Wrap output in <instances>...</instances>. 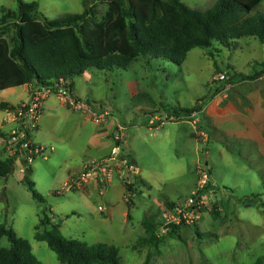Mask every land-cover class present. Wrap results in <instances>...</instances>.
<instances>
[{"label":"rangeland","instance_id":"1","mask_svg":"<svg viewBox=\"0 0 264 264\" xmlns=\"http://www.w3.org/2000/svg\"><path fill=\"white\" fill-rule=\"evenodd\" d=\"M22 1L38 4L41 21L81 13L84 2L96 7L99 20L107 10L100 0ZM180 1L204 11L216 0ZM1 9L17 11L16 0H0V17ZM254 12L264 15V1ZM6 37L11 40V30ZM259 69L264 43L244 37L228 48L215 42L194 48L180 66L141 56L125 70L91 69L74 78L73 95L106 118L96 123L55 95L44 99L31 138L46 149V159L35 158L29 178L44 204L21 183L24 160L14 161L0 180V226L27 240L42 264H61L34 238L44 207L64 238L114 245L122 264H264V154L255 136L264 126V77L241 80ZM219 75L225 79L217 80ZM8 97L19 104L27 93L18 87ZM116 146L120 152L108 167V180L97 175L69 187L83 165ZM0 153L9 157L6 147ZM203 173L215 193L201 196L206 199L198 219L168 235L167 219L201 189ZM244 199L252 206L245 207ZM144 219L156 223V246L138 243L145 236ZM7 246V238L0 239V248Z\"/></svg>","mask_w":264,"mask_h":264},{"label":"trees","instance_id":"2","mask_svg":"<svg viewBox=\"0 0 264 264\" xmlns=\"http://www.w3.org/2000/svg\"><path fill=\"white\" fill-rule=\"evenodd\" d=\"M100 1L107 5L100 20L96 7L86 2L81 13L42 21L37 18L36 2L16 0L17 11L1 9L0 92L27 84L40 88L62 85L72 92V80L88 70H125L141 56L180 66L190 50L208 49L213 42L228 48L244 37H255L264 43V15L254 12L264 0H216L204 11L180 0ZM10 30L11 40L6 37ZM261 77L264 69L255 70L251 76L241 75V80ZM17 107L0 102V110L15 111ZM194 111L185 110L189 115ZM7 137L0 129V139ZM14 160L0 153V180L12 172ZM23 167L21 183L33 199L44 204L29 179L31 166L23 161ZM211 193H215L214 187L208 179L198 196ZM242 203L250 207L253 201L244 199ZM50 213L46 207L40 211L34 238L45 242L61 264H122L114 245H87L64 238ZM142 225L145 236L138 243L156 246L161 239L156 223L144 219ZM180 226L169 225L167 234H175ZM3 237L8 246L0 248V264H42L32 253L30 243L13 229L0 226V239Z\"/></svg>","mask_w":264,"mask_h":264},{"label":"built area","instance_id":"3","mask_svg":"<svg viewBox=\"0 0 264 264\" xmlns=\"http://www.w3.org/2000/svg\"><path fill=\"white\" fill-rule=\"evenodd\" d=\"M224 75H219L217 80H224ZM29 98L25 103L20 104L14 111V119L17 127L13 129L6 140V151L9 157L21 158L27 164H31L37 156L44 159L46 149L40 147L32 142L31 134L37 128L38 118L41 114L42 102L48 95H55L62 99L64 103L75 112L90 113L92 119L96 123H101L105 120L107 113L101 111L96 112L87 104H84L76 98L73 93L62 85H53L48 87H35L29 84L28 89ZM120 152V147L111 148L110 155L98 160H93L88 166L85 165L84 171L77 178H72L69 181V187L79 188L89 179L96 178L97 175L101 180L106 181L111 177V170L108 167L114 158ZM132 172H135L133 167H129ZM208 177L203 173L201 175L200 185L202 187L207 183ZM203 196V195H202ZM206 196V195H204ZM208 196H206L207 198ZM205 197L198 196L197 193L191 195L187 201L178 205L173 209L175 216L171 215L167 219V226L169 225H190L195 219H198L200 212L198 209L204 204Z\"/></svg>","mask_w":264,"mask_h":264},{"label":"crops","instance_id":"4","mask_svg":"<svg viewBox=\"0 0 264 264\" xmlns=\"http://www.w3.org/2000/svg\"><path fill=\"white\" fill-rule=\"evenodd\" d=\"M85 73L83 75H85ZM33 86H35V85H33ZM22 88H24L26 93H27V99L25 100V102H26L29 98V94H28L29 84L22 86ZM14 89H16V88H8V89L1 91L0 92V102H5V103H8V104L13 105V106H19L20 104L25 103V102H22L19 104H15V102H13L12 100L9 99L8 96L10 93L14 92ZM72 93H73V91H72ZM44 107L45 106H44V100H43L42 108H41L42 109L41 114H42V112H44ZM1 111L4 112V116L1 117V120H0V129L4 134L9 135L10 132L17 127V123L14 119V111H7V110H1ZM191 115H193V113ZM232 115H233V112H230V114L222 115L221 118L226 119ZM223 125H228V120L224 121ZM260 125L261 126L258 128L257 132L255 131L256 132L255 136L257 137V140L260 144V151L264 154V137L262 136V130H263L264 126L262 125V123ZM6 140L0 139V150L3 149L4 147H6ZM96 147H97L96 149H98V147L101 148L98 145ZM109 154H110V152H108V153L101 152L99 159L104 158L105 156H108ZM17 160H20V159L15 158L14 161H17ZM84 167L85 166L83 165V169H84ZM20 171H22V170H20Z\"/></svg>","mask_w":264,"mask_h":264}]
</instances>
